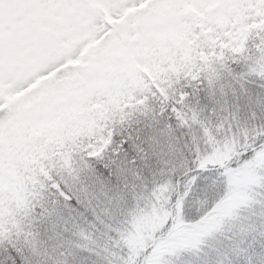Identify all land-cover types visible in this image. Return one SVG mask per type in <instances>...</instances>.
I'll use <instances>...</instances> for the list:
<instances>
[{
    "label": "snow or ice",
    "instance_id": "1",
    "mask_svg": "<svg viewBox=\"0 0 264 264\" xmlns=\"http://www.w3.org/2000/svg\"><path fill=\"white\" fill-rule=\"evenodd\" d=\"M0 264H264V0H0Z\"/></svg>",
    "mask_w": 264,
    "mask_h": 264
}]
</instances>
